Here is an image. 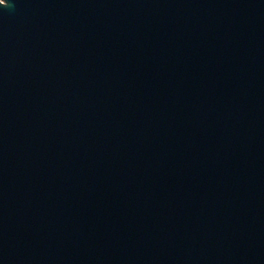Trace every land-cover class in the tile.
I'll list each match as a JSON object with an SVG mask.
<instances>
[{
	"label": "water",
	"instance_id": "1",
	"mask_svg": "<svg viewBox=\"0 0 264 264\" xmlns=\"http://www.w3.org/2000/svg\"><path fill=\"white\" fill-rule=\"evenodd\" d=\"M0 264H264V0H0Z\"/></svg>",
	"mask_w": 264,
	"mask_h": 264
}]
</instances>
